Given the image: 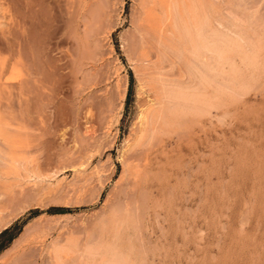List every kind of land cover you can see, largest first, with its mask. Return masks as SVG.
I'll return each instance as SVG.
<instances>
[{
    "label": "rangeland",
    "instance_id": "374dc122",
    "mask_svg": "<svg viewBox=\"0 0 264 264\" xmlns=\"http://www.w3.org/2000/svg\"><path fill=\"white\" fill-rule=\"evenodd\" d=\"M79 1L0 0V82L7 87L0 106L18 117L40 174L0 193V220H10L0 226V236L7 230L0 264H41L54 238H109L101 222L125 189L141 205L129 229L143 264H264V0L245 6L256 7L263 26L250 90L229 96L224 118L220 110L210 122L187 117L158 136L151 151L154 158L162 147L160 163L144 162L147 174L133 190L113 183L152 97L146 90L155 66L139 51L144 0ZM226 12L248 25L244 13ZM118 81L126 83L123 100Z\"/></svg>",
    "mask_w": 264,
    "mask_h": 264
},
{
    "label": "bare ground",
    "instance_id": "6f19581e",
    "mask_svg": "<svg viewBox=\"0 0 264 264\" xmlns=\"http://www.w3.org/2000/svg\"><path fill=\"white\" fill-rule=\"evenodd\" d=\"M250 1L144 0V9L138 18V32L142 36L139 51L155 66L149 82L146 80L149 88L144 86L152 97L138 112V129H132V137L128 135L131 139L126 140L118 157L122 168L114 185L121 181L127 189L138 188L147 174L144 162L160 163L157 158L163 152L162 147L154 158L151 151L158 136L174 133L187 117H207L210 122L212 112L220 110L224 118L229 96L245 95L250 90L264 42L259 33L263 32L261 14L257 15L256 7H245ZM226 9L244 13L248 25L236 22ZM122 48L125 49L124 45ZM40 76L37 74V81L44 89ZM121 83L118 81L115 88L123 100L126 83ZM6 88L0 82V92ZM122 106L121 102L113 114L112 125L119 123ZM18 107L20 113L22 105ZM7 108L9 110L10 105L0 106V193L5 195L18 185L21 187L18 181L25 175L31 174L33 178L40 175L38 172L36 175L33 166L38 151L30 149L28 135L18 132V117L13 112H6ZM99 184L102 188L101 180ZM140 209L139 200L130 201L125 189L121 202L107 209L108 217L101 222V229L109 238L93 242L84 233L81 244L69 236L62 243L59 238H54L42 252L44 256L48 251L49 256L44 261L41 259V264H143L129 229L134 221L138 222ZM8 220H0V226L4 221L3 225L8 224ZM13 253L18 254V248Z\"/></svg>",
    "mask_w": 264,
    "mask_h": 264
},
{
    "label": "trees",
    "instance_id": "16d2710c",
    "mask_svg": "<svg viewBox=\"0 0 264 264\" xmlns=\"http://www.w3.org/2000/svg\"><path fill=\"white\" fill-rule=\"evenodd\" d=\"M61 211H63V212H69V209H61ZM6 232H7V230H5L4 232H2L0 237L4 236L6 234Z\"/></svg>",
    "mask_w": 264,
    "mask_h": 264
}]
</instances>
